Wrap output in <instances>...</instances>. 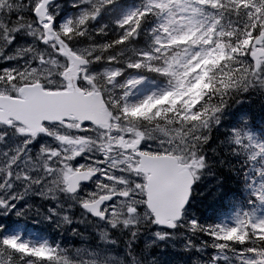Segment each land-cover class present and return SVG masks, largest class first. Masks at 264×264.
<instances>
[{
  "label": "snow or ice",
  "instance_id": "snow-or-ice-1",
  "mask_svg": "<svg viewBox=\"0 0 264 264\" xmlns=\"http://www.w3.org/2000/svg\"><path fill=\"white\" fill-rule=\"evenodd\" d=\"M50 4L0 0V58L30 57L21 67L0 69V157L7 165L0 167L7 173L0 177V188L7 191L18 180L33 186L42 173V194L47 189L69 196L99 227V241L123 245L127 264L156 255L152 245L141 248L137 243L148 225L153 244L187 229L211 236L220 252L235 246L239 264H264V217L245 213L233 227L189 219L199 174L187 171L178 199L161 208L156 171L149 163L154 142L179 156L189 137L197 139L194 126L200 121L206 126L211 119L213 92L264 95V0H142L132 10L127 0H76L77 12L63 23ZM22 38L46 49L17 48L16 56L10 55ZM160 80L167 87L134 98L138 87ZM73 96L81 105L74 115L49 110ZM220 103L226 105L222 98ZM211 110L213 115L222 111ZM259 118L264 121V113ZM135 122L144 126L138 129ZM216 123H221L218 115ZM45 137L51 142L45 140L34 151ZM13 138L18 147L11 146ZM113 151L119 153V163L110 155ZM81 157L84 163H79ZM21 160L29 173L22 180ZM223 194V188H216L212 199ZM24 197L18 193L0 199V216L23 218L26 210L18 202ZM253 201L264 205V184L253 189ZM63 220L69 222V217ZM11 227L9 221L0 228V264H125L104 255L107 249L35 245L9 234ZM151 264L175 261L161 252Z\"/></svg>",
  "mask_w": 264,
  "mask_h": 264
},
{
  "label": "trees",
  "instance_id": "trees-1",
  "mask_svg": "<svg viewBox=\"0 0 264 264\" xmlns=\"http://www.w3.org/2000/svg\"><path fill=\"white\" fill-rule=\"evenodd\" d=\"M224 101L226 105L221 104L218 99L211 101V106L223 108L217 114L221 121L219 126H214L216 116L212 117L206 126L203 124L204 137L201 145L202 154L207 160L204 162L205 173L199 178L197 186L199 193L194 197L198 205L194 203L193 208L198 213V222L206 226L217 224L225 226L228 217L239 215L242 218L245 213L264 217V205L251 202L253 189H259L261 184H264V176H261L264 172V121L259 118L261 113H264V95L255 91L246 94L237 90ZM227 110L233 111L237 118H243L238 120L237 130L231 131L230 126L224 124L223 120L226 117L224 114ZM208 124L213 127H209ZM209 128H212L211 132ZM205 136L211 137V141L207 142ZM252 137H256L257 143L252 142ZM216 188H223L224 194L222 198L213 200L212 192ZM191 234L194 236L193 250L187 254L192 260L191 264H208L200 262L193 253H198L197 250L202 245L213 248L219 242L203 233ZM40 235L45 236L43 231ZM181 236L182 232L178 234L179 238ZM137 243L141 247V243L139 241ZM240 247L236 246L237 249ZM157 249L155 248V251ZM223 252L226 258L230 259L215 260L214 264H239V254L235 246ZM138 259L143 261L144 257Z\"/></svg>",
  "mask_w": 264,
  "mask_h": 264
},
{
  "label": "rangeland",
  "instance_id": "rangeland-1",
  "mask_svg": "<svg viewBox=\"0 0 264 264\" xmlns=\"http://www.w3.org/2000/svg\"><path fill=\"white\" fill-rule=\"evenodd\" d=\"M58 9L59 8H57V10ZM72 13H73L72 11H66V10H64V11L63 10L62 11L58 10V12H57L56 9H55L54 15L57 16V14H58L59 23H63L64 20L69 19V18L72 17ZM24 47H33L37 52H41V51L45 50L44 48H42V45L40 44V42H34L31 38H22L18 44H16L14 47L10 48L9 54L12 55V56H16V49L19 48V49L22 50ZM28 60H30L29 56L17 57L16 60H11V61L7 60L6 57L5 58H0V69H3L4 67H21ZM146 84L147 83H145L144 85H146ZM165 87H167V86H164V87H161V88L154 87L153 89L150 90V92L148 94H151V92H153V91L162 90ZM232 91H230V92H232ZM230 92H227V93H230ZM148 94H146V95H148ZM134 95H135L134 96L135 99H142L144 96H146V95H141L140 87H138L135 90ZM224 95L225 94H223V95L217 94V96L218 97L220 96L221 98L225 97ZM183 99H187V97L182 98L181 101H183ZM197 99H199V94L198 93H197ZM194 131H195V133L197 135V138H198L199 124L194 126ZM45 140L48 141L49 143L51 142L50 138L45 137L44 140L40 141V144L37 145V147H36V149H34V151H38L39 147L43 146ZM196 141H197V139H193L192 137H189V144L183 147L182 153L180 155H182L184 153V156H185L187 154L186 149L188 147H190L191 145L194 146ZM19 144H20L19 140L17 138H13L11 146L12 147H18ZM151 147H152V152H157V150H159V153H169V152H166V149L168 147V145H166V144L162 145L159 142H154L151 145ZM110 155L117 158L115 163H119V153L113 151V152L110 153ZM105 159H107V157H105ZM78 160H79V163H84V158L83 157L78 158ZM29 161H30V163H34V161H32L31 158H29ZM96 163L97 164H103V161H96ZM24 165H25V162L23 160H21L20 161V166H21V169H23V170H19L18 169L21 180L23 179V177H25V176H27L29 174L27 168ZM6 166L7 165H5L3 163V157H0V167H6ZM196 168H197V170L200 169V165H198V163L196 164ZM36 172H37V170L33 169V172H32L33 177H35ZM0 177H7V173L0 172ZM42 183H43V174L42 173H41L40 182L35 184V185H33V186H29L26 183H21L18 180L15 183V185H13L12 188L7 190V191L4 188H0V199L5 198V197H10V195H15V194H18V193H24L25 197H26V200L19 201L18 205L20 207H22L23 209L29 208V205L27 204V203H29V200H31V198L34 195H37L39 193L42 194V192L40 190ZM87 190H92V186L87 187ZM44 192L46 193L47 196H49L50 199H52V197L54 195L57 197V199H59L60 198V194H63L62 192H59V191L49 192L47 189H44ZM42 195H45V194H42ZM74 204H76V203H74ZM76 214H78L79 218L75 219V221H79V222H81V224H84V222L88 220V215L86 213H84L83 210L82 211H77ZM13 215L14 214H12V216ZM44 216H46V214H44L42 216V218ZM188 218L189 219L193 218V213L192 212L189 213ZM90 222H92V221L90 220ZM66 223H68V222H66ZM234 225L235 224H231L229 227H233ZM75 227H76V225L71 223V221H70V223H69V232H70V239L71 240H74V239L77 238V235L74 234L75 233V230H74ZM98 231H99V227H97V232ZM164 241L165 242L169 241V242H166V246L163 249V253L171 254L174 257L175 264H183L182 263L183 259H180V257H179L180 256L179 255L180 250H179V246L176 244V242L174 240L170 239V238H168V239H166ZM41 243H43V241L40 240V241H35L32 244L39 245ZM84 243L85 244H84L83 247L78 248V247L73 246V249H71V250L86 249L89 252H101L102 250L107 249V251L103 252L104 255L115 256L117 259L122 260L121 256L116 253L117 245H107L106 246L101 241H99L98 236H96L95 245L91 246V245H88L87 242H84ZM155 259L156 258H152L151 262L155 261ZM151 262H150V264H151Z\"/></svg>",
  "mask_w": 264,
  "mask_h": 264
},
{
  "label": "water",
  "instance_id": "water-1",
  "mask_svg": "<svg viewBox=\"0 0 264 264\" xmlns=\"http://www.w3.org/2000/svg\"><path fill=\"white\" fill-rule=\"evenodd\" d=\"M67 95V94H65ZM81 107L80 102L74 96L61 104L50 106L51 111H65V114L74 115ZM173 164L176 166L175 162ZM160 165V163L158 164ZM174 165L163 164L158 166L156 172L157 183L155 187V194L161 208H170L178 199L183 190L181 184L184 185L186 177L184 170H179L178 173L173 172Z\"/></svg>",
  "mask_w": 264,
  "mask_h": 264
}]
</instances>
